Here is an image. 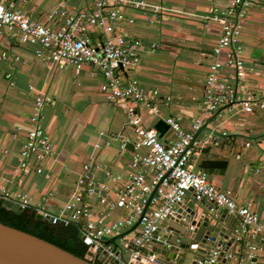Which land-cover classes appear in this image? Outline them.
<instances>
[{
	"label": "built area",
	"instance_id": "1",
	"mask_svg": "<svg viewBox=\"0 0 264 264\" xmlns=\"http://www.w3.org/2000/svg\"><path fill=\"white\" fill-rule=\"evenodd\" d=\"M252 3L253 0H228L224 7L209 4L205 13L190 14L205 23L217 24L220 34L206 66L200 114L183 121L180 116H165L163 111L169 108L171 98L163 97L157 88L144 86L137 76L142 53L158 47V43L144 42L130 28L135 19L126 7L144 13L145 20L154 23L168 10L162 4L145 0H59L36 18L21 10L16 0H0V60H20L18 55L4 50L7 40L31 46L39 61L59 69L71 67L78 74L83 68H92L102 79L99 89L105 101L125 112V126L130 131H100L98 135L103 141L94 143L97 149L114 144L120 152H127L124 173L113 172L95 159L82 163L73 191L52 214L35 204L27 193L14 194L9 189V183L18 175L32 169L41 174L43 162L53 154V145L43 127V108L52 98L45 93L34 94L17 165L8 176L0 175V201L10 199L23 209L33 207L43 217L52 216V223L63 221L76 226L88 240L87 249L95 261L99 262L97 257L103 255L108 259L105 264H111V258L120 259L117 251L152 262L159 256L153 251L147 254L154 245L172 246L165 238L172 230L164 222L177 219V203L187 197L189 190L197 200L226 208L236 216V241L243 236L264 238V221L251 204L239 203L230 190L219 188L205 171L194 166L208 147L232 139L220 123L212 126V120L264 109V84L258 89L252 87L241 43ZM13 75V71L5 74L10 86L15 83ZM29 89L33 87L29 85ZM146 118L156 120L147 123ZM158 120L168 125L162 135L155 127ZM249 145L250 142L245 143ZM7 152V148L0 146V156ZM252 170L264 177V166L256 165ZM137 221L135 234L125 235L124 231ZM113 236H118L115 250L109 241ZM247 250L245 259L239 257L238 263L249 261L258 252L264 253L262 247L255 245H249ZM220 251L221 246L216 245L199 261L214 264ZM224 257L233 255L224 253Z\"/></svg>",
	"mask_w": 264,
	"mask_h": 264
},
{
	"label": "crops",
	"instance_id": "2",
	"mask_svg": "<svg viewBox=\"0 0 264 264\" xmlns=\"http://www.w3.org/2000/svg\"><path fill=\"white\" fill-rule=\"evenodd\" d=\"M58 1L16 0L21 10L36 18ZM145 1L162 4L168 10L154 23H148L144 13L126 7V12L135 19L130 28L144 42L158 43V47L142 53L137 76L144 86L157 88L163 97L171 98L169 108L163 111L165 116H180L183 121H189L200 114L206 66L220 34L217 24L205 23L190 14L205 13L209 4L224 7L228 0ZM241 43L251 85L258 89L264 84V0H253L249 6ZM4 50L18 55L20 60L14 63L0 60V146L8 149L0 156V175L8 176L17 165L34 94L45 93L52 98L43 108V127L53 145V154L43 162L41 174L32 169L18 175L9 183V189L14 194L27 193L35 204L54 214L73 191L82 163L95 159L113 172L124 173L127 152H120L114 144L101 149L94 147V143L103 141L98 135L100 131L130 134L125 126V112L115 110L105 101L99 89L100 75L90 67L76 74L71 67L59 69L39 61L31 46L5 40ZM8 71H13V86L5 78ZM155 120L146 118L147 123ZM217 123L229 131L231 141L223 139L218 146L208 147L194 166L205 171L219 188L230 190L239 203H250L264 221V177L252 170L256 165L264 166V109L223 115L212 120L211 125ZM246 142L250 145L245 146ZM127 231L124 233L129 237L135 234V229ZM249 245L264 249L263 235L253 239L243 236L236 241L225 252L233 255L232 261L223 264L249 263L250 260L237 261L239 257L245 259ZM224 246L225 241L221 250ZM256 254L264 256L261 252ZM255 264H264V258H258Z\"/></svg>",
	"mask_w": 264,
	"mask_h": 264
},
{
	"label": "water",
	"instance_id": "3",
	"mask_svg": "<svg viewBox=\"0 0 264 264\" xmlns=\"http://www.w3.org/2000/svg\"><path fill=\"white\" fill-rule=\"evenodd\" d=\"M155 127L162 135L168 125L163 120H158ZM3 205L16 214L23 211L22 206L10 199L4 200ZM177 213L175 221L164 222L172 230V233L165 236L172 246L167 247L164 243L154 245L147 252V254L152 251L158 253L156 260L150 262L144 257L130 258L127 252L117 251L116 254H120V259L111 258L110 263L206 264L199 260L205 259L215 245L221 246L224 241L225 246L214 264H223L226 260L232 261L230 257H224V253L236 242L235 230L238 229V224L233 213L228 212L226 208H215L211 203L197 200L191 196V190L187 192V197L182 202L177 203ZM44 219L51 222L52 216L47 215ZM58 223L64 224L63 221ZM137 224L138 221L127 232L134 229ZM189 225H192L193 229H190ZM117 238L118 236H113L109 240L114 246L113 250L117 247ZM81 240L88 244V240L83 235ZM102 240L109 242L107 237H102ZM236 251L239 252L240 249L237 248ZM258 258L264 256L253 257L246 264H255ZM97 260L101 264L108 261L103 255H99ZM0 264H96V261L88 249L83 257H78L49 241L0 222Z\"/></svg>",
	"mask_w": 264,
	"mask_h": 264
},
{
	"label": "trees",
	"instance_id": "4",
	"mask_svg": "<svg viewBox=\"0 0 264 264\" xmlns=\"http://www.w3.org/2000/svg\"><path fill=\"white\" fill-rule=\"evenodd\" d=\"M0 222L49 241L78 257H83L87 251V245L81 240V232L76 226L46 221L33 207H26L16 214L5 207L1 200ZM96 264L101 262L96 261Z\"/></svg>",
	"mask_w": 264,
	"mask_h": 264
},
{
	"label": "rangeland",
	"instance_id": "5",
	"mask_svg": "<svg viewBox=\"0 0 264 264\" xmlns=\"http://www.w3.org/2000/svg\"><path fill=\"white\" fill-rule=\"evenodd\" d=\"M43 14H44V13L40 14V15H39V17H42V15H43ZM101 80H102V79H101V77H100V76H98V83H100V82H101ZM114 109H115V110H118L117 108H114Z\"/></svg>",
	"mask_w": 264,
	"mask_h": 264
}]
</instances>
